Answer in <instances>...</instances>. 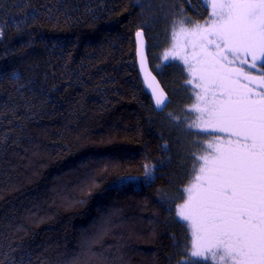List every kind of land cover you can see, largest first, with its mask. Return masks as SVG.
<instances>
[{
  "label": "trees",
  "instance_id": "1",
  "mask_svg": "<svg viewBox=\"0 0 264 264\" xmlns=\"http://www.w3.org/2000/svg\"><path fill=\"white\" fill-rule=\"evenodd\" d=\"M209 16L205 0H0V264H213L176 210L193 153L226 134L188 128L199 89L184 62L153 59L176 23ZM238 71L264 80L260 63Z\"/></svg>",
  "mask_w": 264,
  "mask_h": 264
},
{
  "label": "snow or ice",
  "instance_id": "2",
  "mask_svg": "<svg viewBox=\"0 0 264 264\" xmlns=\"http://www.w3.org/2000/svg\"><path fill=\"white\" fill-rule=\"evenodd\" d=\"M205 25L173 33L165 59H182L195 82L198 113L189 129L226 134L193 153L192 179L182 190L176 216L191 234V257L213 264H264V89L240 84L229 65L264 66V0H207ZM142 45V32L136 33ZM187 38L181 54L180 37ZM141 51V63L143 64ZM245 80L253 78L245 76ZM157 107L163 90L148 83ZM144 178L153 173L145 166ZM132 179L129 178H121Z\"/></svg>",
  "mask_w": 264,
  "mask_h": 264
},
{
  "label": "rangeland",
  "instance_id": "3",
  "mask_svg": "<svg viewBox=\"0 0 264 264\" xmlns=\"http://www.w3.org/2000/svg\"><path fill=\"white\" fill-rule=\"evenodd\" d=\"M205 1L207 2V0H205ZM210 13H211V7H210ZM208 19H210V16H209ZM203 25H205V23L202 24L201 26H203ZM181 28H184V29H186L188 31H191V30H193L194 27H192V28L191 27H189V28L184 27L182 21L176 23L173 26V29L171 31V37H170V40L168 42L167 48L161 54H157V55H155L153 57V59L155 61H157V60L160 59V60H164L163 62H168V63H172V62H176V63L178 62L179 64H182L183 63L182 59H179V58L172 59L171 56L169 57V59H165L164 58L165 57V53L171 52L172 49H173V44L175 43V41L173 40V33L174 32H179ZM182 42H184V44ZM186 44H187V38L184 37V36H181L180 37V47H179V49H177V51H179L182 55L183 54H187L188 52L191 51L190 46L189 47H185ZM182 46L184 48H181ZM156 56H158V57H156ZM258 64H259V62L257 63V65ZM234 65H236L235 67H237L236 69H233L234 71H237L239 67L241 68V74H242V76H243V72H242L243 69H245L247 71H251L252 70V68H250L249 65H241L238 62L236 64H233L232 66H234ZM239 82L241 84H247L248 87L254 88V89L257 87V85H258V87L261 85L262 86L261 88L264 87V80H258V81L251 80V81H249V80H245L244 78H240V81ZM190 94H191V96L193 95L191 92H190ZM193 97H196V94H194ZM196 119H197V117H196ZM215 133H216L215 135L218 134L217 131H215ZM219 134H222V133H219ZM104 219L101 220L102 222L101 221L99 222V225L100 224H102V225L98 228L99 229L98 231H101V228H103V226H104L103 224L105 223L104 222Z\"/></svg>",
  "mask_w": 264,
  "mask_h": 264
},
{
  "label": "water",
  "instance_id": "4",
  "mask_svg": "<svg viewBox=\"0 0 264 264\" xmlns=\"http://www.w3.org/2000/svg\"><path fill=\"white\" fill-rule=\"evenodd\" d=\"M137 32H142V31H137ZM136 33L134 35V41H135V57H136L137 71H138L140 79L144 85V88H145L147 94L149 95V97L151 99L154 110L157 112H162L168 103V97H167V94L165 93V91L163 90V88L161 87L159 81L157 80V78L151 72V70L149 68L148 60H147V54H146V41H145L144 35L142 37V45H141V43L138 42V37H137ZM142 34H143V32H142ZM141 51H142L143 58H144L143 64L141 63ZM152 78H154V86L158 87L159 89H162L163 94L166 98L165 104L162 105L161 107L156 106L155 98L152 94V89L148 87V83L152 81Z\"/></svg>",
  "mask_w": 264,
  "mask_h": 264
}]
</instances>
